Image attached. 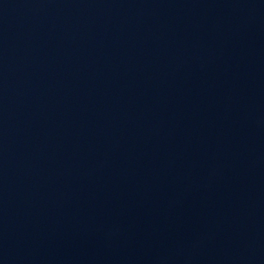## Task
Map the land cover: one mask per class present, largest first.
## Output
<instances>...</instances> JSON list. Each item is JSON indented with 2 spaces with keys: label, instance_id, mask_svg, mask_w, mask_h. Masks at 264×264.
I'll use <instances>...</instances> for the list:
<instances>
[{
  "label": "water",
  "instance_id": "95a60500",
  "mask_svg": "<svg viewBox=\"0 0 264 264\" xmlns=\"http://www.w3.org/2000/svg\"><path fill=\"white\" fill-rule=\"evenodd\" d=\"M0 264H264V0H0Z\"/></svg>",
  "mask_w": 264,
  "mask_h": 264
}]
</instances>
